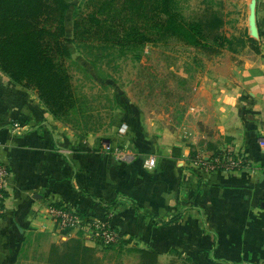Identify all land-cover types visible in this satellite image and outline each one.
<instances>
[{"label": "crops", "instance_id": "1", "mask_svg": "<svg viewBox=\"0 0 264 264\" xmlns=\"http://www.w3.org/2000/svg\"><path fill=\"white\" fill-rule=\"evenodd\" d=\"M249 1L233 0L226 37L250 36ZM255 24L254 46L224 47L191 68L180 124L121 105L113 131L82 136L0 70V163L8 170L0 264H18L33 233L48 245L81 237L98 246L80 230L57 232L50 204L107 221L121 235L113 245L136 263L135 249L144 248L158 264H264V0H256ZM225 150L244 164L208 171L195 162Z\"/></svg>", "mask_w": 264, "mask_h": 264}, {"label": "trees", "instance_id": "2", "mask_svg": "<svg viewBox=\"0 0 264 264\" xmlns=\"http://www.w3.org/2000/svg\"><path fill=\"white\" fill-rule=\"evenodd\" d=\"M69 6L70 0H0V70L13 82L34 90L55 120L86 131L91 106L73 83L67 64L71 59L68 43L88 50L91 62L99 64L114 51L139 59L146 44L168 39L214 56L224 47L230 48L234 39L220 32L224 20L219 11L205 7L186 19L178 0H99L95 10L85 16L74 12L73 35L68 38L65 13ZM244 36L236 39L238 45L246 41L254 46L255 39L247 33ZM116 104L119 108L128 105L124 100ZM135 251L136 264H158L156 251ZM96 252L81 237H72L50 243L46 262L99 264Z\"/></svg>", "mask_w": 264, "mask_h": 264}, {"label": "rangeland", "instance_id": "3", "mask_svg": "<svg viewBox=\"0 0 264 264\" xmlns=\"http://www.w3.org/2000/svg\"><path fill=\"white\" fill-rule=\"evenodd\" d=\"M98 2L70 0L65 13L66 37L71 38L73 35L74 12L85 16L95 10ZM178 5L186 19L194 18L205 7L216 9L224 21L230 19L220 29L224 35L232 26L231 17L235 18L237 14V4L233 0H178ZM233 38L232 46H239L236 40L238 37ZM68 46L71 53V59L67 60L68 68L76 89L85 95L91 106V117L90 129L87 127V131L72 124L66 125L77 133H99L102 136L113 131V117L120 110L116 102L123 100L151 117L160 116L173 124H180L186 108L184 103L192 96L189 81L191 68L205 65L210 57L175 39H168L165 43L146 44L139 59H134L131 53L118 55L114 51L107 54L103 62L94 64L90 54H87L88 50L77 48L72 42ZM181 69L186 73V79L179 75ZM48 240L46 236L31 234L19 256L18 264H48ZM96 250L99 264L136 263L134 253L124 247H104L98 243Z\"/></svg>", "mask_w": 264, "mask_h": 264}, {"label": "built area", "instance_id": "4", "mask_svg": "<svg viewBox=\"0 0 264 264\" xmlns=\"http://www.w3.org/2000/svg\"><path fill=\"white\" fill-rule=\"evenodd\" d=\"M12 129L17 131L21 129L19 123H13ZM121 131L126 130V125H121ZM260 144L264 145V136L260 139ZM225 150L217 155H213L209 159L196 158L195 162L200 164L202 168L208 171H215L218 169H235L244 164V158L241 156H232ZM155 160L149 158L146 165L149 169L154 166ZM8 178V170L5 165L0 163V216L4 211L3 201L5 199V189ZM46 212L54 222L57 232H69L72 229H77L82 232L88 239L98 242L103 245L115 244L120 241L121 235L119 232L112 228L107 221L99 220L95 217H84L79 215L73 209L64 205L50 204L46 208ZM65 233V234H66Z\"/></svg>", "mask_w": 264, "mask_h": 264}, {"label": "water", "instance_id": "5", "mask_svg": "<svg viewBox=\"0 0 264 264\" xmlns=\"http://www.w3.org/2000/svg\"><path fill=\"white\" fill-rule=\"evenodd\" d=\"M255 9H256V0H250L248 20H249V33L251 37H257L258 35L255 24Z\"/></svg>", "mask_w": 264, "mask_h": 264}]
</instances>
